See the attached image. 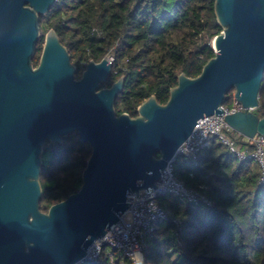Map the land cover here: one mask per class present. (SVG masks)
Listing matches in <instances>:
<instances>
[{
	"label": "water",
	"instance_id": "1",
	"mask_svg": "<svg viewBox=\"0 0 264 264\" xmlns=\"http://www.w3.org/2000/svg\"><path fill=\"white\" fill-rule=\"evenodd\" d=\"M56 2L0 0V264L79 263L127 211L130 193L158 187L199 119L225 114L231 90L242 109L225 115L229 126L250 139L264 134V116L254 110L264 79V0H215L222 27L212 39L215 56L198 76L180 73L166 103L147 98L136 117L116 110L125 75L103 87L109 57L89 60L77 78L51 28L34 64L41 16ZM73 132L92 147L82 185L43 211L44 147Z\"/></svg>",
	"mask_w": 264,
	"mask_h": 264
},
{
	"label": "trees",
	"instance_id": "2",
	"mask_svg": "<svg viewBox=\"0 0 264 264\" xmlns=\"http://www.w3.org/2000/svg\"><path fill=\"white\" fill-rule=\"evenodd\" d=\"M215 0H57L41 16V38L33 62L38 64L46 32L53 28L68 48L80 78L86 63L112 56L113 71L103 86L122 75L125 85L116 102L118 114L138 115L151 95L166 103L178 76H198L215 56L212 39L222 31ZM257 113L264 116V79ZM234 90L224 106L234 105ZM240 141L242 135L233 132ZM92 154L89 143L73 132L62 143L48 141L43 151L41 209L79 190ZM160 156V153H157ZM176 176L203 190L213 204L193 206L166 195L161 202L181 220L155 223L144 249V264H264V184L253 158H240L218 137L195 159L177 155ZM105 246L100 257L83 264H112Z\"/></svg>",
	"mask_w": 264,
	"mask_h": 264
},
{
	"label": "built area",
	"instance_id": "3",
	"mask_svg": "<svg viewBox=\"0 0 264 264\" xmlns=\"http://www.w3.org/2000/svg\"><path fill=\"white\" fill-rule=\"evenodd\" d=\"M239 109H242V106L234 101L232 108L225 107V114H213L199 119L192 134L183 142L175 157L163 170L161 180L157 183L158 187H149V191L143 189V192L140 190L138 193H130L128 201L132 204L127 211L111 226L105 236L98 238L89 247L86 257L77 264L97 260L105 246L120 254L117 257L110 251L112 264H144V249L149 239L153 237L155 223L158 220H170L177 226L181 223L172 209L161 202L163 196H177L185 204L193 206L199 204L211 206L212 199L203 190L192 188L179 179L174 169L177 155L195 159L203 149L210 146L211 136L218 137L240 158L255 159L260 170L259 183L264 184V134H256L252 139L242 136L238 141L233 136L234 130L225 119L227 113Z\"/></svg>",
	"mask_w": 264,
	"mask_h": 264
},
{
	"label": "rangeland",
	"instance_id": "4",
	"mask_svg": "<svg viewBox=\"0 0 264 264\" xmlns=\"http://www.w3.org/2000/svg\"><path fill=\"white\" fill-rule=\"evenodd\" d=\"M107 57H109V59L112 61V59H113L112 56H107ZM256 111H257V110H256ZM109 250H111L110 247H109Z\"/></svg>",
	"mask_w": 264,
	"mask_h": 264
},
{
	"label": "flooded vegetation",
	"instance_id": "5",
	"mask_svg": "<svg viewBox=\"0 0 264 264\" xmlns=\"http://www.w3.org/2000/svg\"><path fill=\"white\" fill-rule=\"evenodd\" d=\"M86 64H87V63H86ZM85 66H86V65H85ZM84 69H85V68H84ZM84 69H83V70H84ZM82 72H83V71H82ZM81 76H82V75H81ZM109 79H110V78H109ZM103 87H107V86H103Z\"/></svg>",
	"mask_w": 264,
	"mask_h": 264
}]
</instances>
